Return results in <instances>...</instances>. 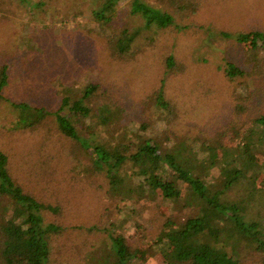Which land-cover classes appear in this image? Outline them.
Here are the masks:
<instances>
[{"label":"trees","instance_id":"obj_1","mask_svg":"<svg viewBox=\"0 0 264 264\" xmlns=\"http://www.w3.org/2000/svg\"><path fill=\"white\" fill-rule=\"evenodd\" d=\"M20 1L35 9L65 2L68 7L76 6L81 16L94 18L105 31L110 28L109 32L96 34L102 37L115 70L120 64H132L145 56L165 28L187 29L189 26L178 23L176 17L197 11L189 0H128L130 6L124 8L125 15L120 18L123 0ZM51 15L58 17L59 13L52 9ZM121 19L118 26L115 22ZM205 33L220 44L231 43L233 56H225V63L218 66V82L223 86L218 87V104L223 111L229 105V110L224 112V122L215 136H178L171 147L127 128L125 147L116 139L117 132H110L109 138L81 135L76 125L79 119L74 117L79 113L95 117L104 126H119L122 109L108 99L112 94L109 71L106 82L110 89L99 82L83 85L80 95L65 94L59 107L50 110L45 105L7 98L4 91L11 80L12 65L0 62V100L8 99L15 113L9 130L44 129L52 133L54 128V135L70 140V155L76 159L87 156L91 168L101 172L98 176L104 180L100 179L96 186L105 188L112 204L119 201L132 206L141 202L151 207L157 204L159 195L176 203L187 188L184 204L194 208L192 213L177 218L163 214L156 237L146 240L144 236L146 246L127 236L125 215L106 223L102 214L95 225L86 229L83 222L73 224V229L83 227L101 235L99 246L88 254L89 264H93L91 257L103 259L100 264H144L147 247L154 241L165 243L161 252L166 264H241L248 253L257 254V262L264 264V27L236 32H213L208 28ZM46 40L48 37L43 38ZM12 55L15 65L17 51ZM159 60L163 65L161 84L150 94L165 109L170 105L166 81L184 76L189 65L170 49L161 51ZM26 61L23 58L22 64ZM258 102L263 105L254 111ZM52 117L56 123L51 128H41ZM225 134L234 135L237 142L224 145L221 140ZM41 143L45 149L55 150L54 140ZM10 163V155L0 149V199L6 198L0 211V217H4L0 218V264H51L52 243L61 240L69 228L66 218L70 219L72 209L62 205L61 200L41 198L33 190L39 191V185L34 183L29 188L30 181H20ZM164 166L165 173L161 171ZM133 176L139 178L138 183Z\"/></svg>","mask_w":264,"mask_h":264},{"label":"rangeland","instance_id":"obj_2","mask_svg":"<svg viewBox=\"0 0 264 264\" xmlns=\"http://www.w3.org/2000/svg\"><path fill=\"white\" fill-rule=\"evenodd\" d=\"M189 1L195 4L197 11L189 9L185 15L176 17L178 23L189 26L187 29L175 26L165 28L157 34V43L147 49L145 56L132 64H120L115 70L101 43L102 37L96 34H104L111 29L105 31L95 23L94 18L89 19L88 14L81 16L76 6L68 7L63 2L57 7L47 4L35 9L20 0H0V62L7 61L12 65L11 80L4 95L55 110L61 104L63 95H80L83 85L99 82L107 88L106 73L109 71L112 83L109 82L111 89L108 88L112 94L105 93L122 109L117 122L119 126H104L101 122L98 124L95 117L79 113L74 117L79 119L76 125L81 135L109 138L110 132H117L116 139L122 147L127 144L125 128L142 132L153 140H161L168 147L178 136H215L224 122V112L229 110V105L223 111L218 104V87L222 86L218 82V74L221 76L218 66L225 63V56L230 58L234 53L230 42L220 44L205 30L236 32L262 29L264 0ZM190 3L187 2V5ZM126 6H130V2L123 0L120 18L125 15ZM52 9L59 13L58 17L51 15ZM121 20L115 23L119 26L123 22ZM44 37H48L45 42ZM166 49L174 51L189 66L184 76L170 77L166 81L165 93L170 105L162 109L150 93L161 84L163 65L159 57ZM15 50L18 56L14 65L11 58H14L12 54ZM23 58L27 60L26 64H22ZM24 65L28 68H23ZM7 100H0V149L10 155L13 174L20 181H30L29 188L34 183L39 185V191L33 190L41 194V198L53 202L61 200L64 202L62 205L68 204L72 209L71 220L66 218L69 228L61 240L52 243L51 264H89L88 254L99 246L101 235L85 229L95 225L102 214L106 223L125 215L127 236L131 241L136 238L140 245L146 246V240L155 238L160 231L158 224L163 214L177 218L192 213L194 208L184 204L186 187L182 200L176 203L159 195L157 204L151 207L143 206L141 202L132 206L119 201L115 202L116 205L112 204L105 188L96 186L100 179L104 180L98 176L101 172L91 168L87 156L76 159L70 155V140L54 135V128L52 133L44 129L9 130L15 113ZM262 105L256 103L254 111ZM54 123V117L49 118L41 128L48 129ZM142 125L145 126L142 127L144 131L141 130ZM41 140H54L55 150L45 149ZM237 140L234 135L225 134L221 142L231 146ZM161 171L166 172L165 166ZM133 180L135 184L139 182L138 177L133 176ZM5 199H0V211ZM0 218L4 219L3 216ZM78 222H83L85 229H73V224H80ZM164 244L163 241L152 242L144 255V264H166L161 252ZM257 259V254L248 253L241 264H261ZM90 262L100 264L104 260L91 257Z\"/></svg>","mask_w":264,"mask_h":264}]
</instances>
